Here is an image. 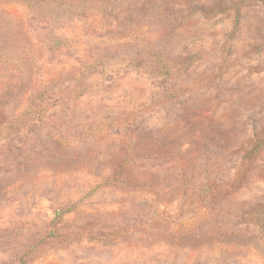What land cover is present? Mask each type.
I'll return each mask as SVG.
<instances>
[{
    "label": "rangeland",
    "instance_id": "rangeland-1",
    "mask_svg": "<svg viewBox=\"0 0 264 264\" xmlns=\"http://www.w3.org/2000/svg\"><path fill=\"white\" fill-rule=\"evenodd\" d=\"M244 1L181 24L218 0H0V264H264Z\"/></svg>",
    "mask_w": 264,
    "mask_h": 264
},
{
    "label": "trees",
    "instance_id": "trees-1",
    "mask_svg": "<svg viewBox=\"0 0 264 264\" xmlns=\"http://www.w3.org/2000/svg\"><path fill=\"white\" fill-rule=\"evenodd\" d=\"M244 0H218L215 4H213L212 7L206 6V5H199L198 3H187V6L185 7H179L176 11L181 15L180 18H178V21L183 24L186 20L189 19L191 15H195L197 12L208 16L209 14L213 13L214 11H233L234 14L236 15L235 22L238 16V13L240 12L242 5L244 4ZM173 10V9H172ZM186 57V56H185ZM184 57V58H185ZM181 57V53H177L175 57L173 58L174 60H177L179 62H183L184 60ZM172 61V60H171ZM170 61L167 60V65L169 66ZM165 67V64H163ZM176 65V64H174ZM169 68H166L165 72H168ZM262 146V142H257L251 150V153H256L259 148ZM212 187L210 185L206 186L205 189H203V194L206 199L205 201H208V197ZM264 226V224H262Z\"/></svg>",
    "mask_w": 264,
    "mask_h": 264
}]
</instances>
